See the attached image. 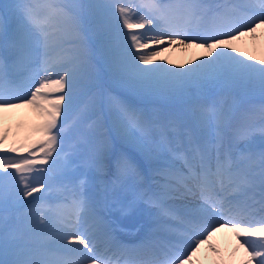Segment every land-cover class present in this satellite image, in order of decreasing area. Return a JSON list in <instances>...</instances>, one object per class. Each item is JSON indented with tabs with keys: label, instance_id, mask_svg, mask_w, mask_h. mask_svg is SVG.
Returning <instances> with one entry per match:
<instances>
[{
	"label": "snow or ice",
	"instance_id": "obj_1",
	"mask_svg": "<svg viewBox=\"0 0 264 264\" xmlns=\"http://www.w3.org/2000/svg\"><path fill=\"white\" fill-rule=\"evenodd\" d=\"M131 4L132 0H91L87 6L103 39L107 70L125 90L176 101H183L192 89L209 86L258 89L264 96V60L258 67L230 48L233 40L264 26V0L242 4L138 0L135 10ZM4 7L8 11L0 15V109L20 107L21 103L12 102L19 100L33 106L44 119L38 129L42 138L22 146L26 155L0 156V168L5 170L0 174V213L6 210L4 181L9 179L16 193L22 192L23 198H16L18 208L45 199L26 200L42 189L50 190L45 181L55 163L53 153L59 155L61 128L57 125L62 102L67 98L71 103L78 75H91L88 50L79 35V17L69 16L60 0H48L43 17L34 14L31 0ZM57 16L65 17L67 28L54 23ZM161 37L168 44L187 42L205 48L211 59H201L183 71L161 64L141 67L159 55L156 50H143L164 44ZM19 66L29 71L21 85L16 83ZM120 112L119 127L133 151L120 152L112 159L105 143L93 165L101 182L112 172L114 194L129 186H147L141 198L154 210V227L138 246L152 253L146 264H185L217 225L232 226L238 238L241 233L264 238V143L257 161L251 149L252 129L244 118L229 135L230 110L222 109L211 118L205 109L193 110L196 127L177 138L175 120H148L130 105L121 104ZM260 134L264 137V121ZM4 139L0 136V144ZM8 151L19 153L21 148ZM9 168L13 171L7 172ZM86 183L82 178L74 190L72 213L58 214L51 227L45 220L36 224L28 210L15 229L23 235L10 238L8 218L0 214V264H112L107 252L128 251L105 223L102 212L106 209L85 196ZM196 191L200 202L185 203ZM131 207L132 203L120 211L126 214ZM98 243L104 251L98 250ZM245 243L246 239L241 247ZM261 249L246 248L249 260L264 264V245Z\"/></svg>",
	"mask_w": 264,
	"mask_h": 264
},
{
	"label": "rangeland",
	"instance_id": "obj_2",
	"mask_svg": "<svg viewBox=\"0 0 264 264\" xmlns=\"http://www.w3.org/2000/svg\"><path fill=\"white\" fill-rule=\"evenodd\" d=\"M19 0H0V15H4L8 9H6L4 6H14L17 4ZM47 2L48 0H31L32 7H33V12L36 16L38 15H43L44 13L47 14L48 9H47ZM91 2V0H60V3L64 5L65 7V12L69 16H78L80 20V29H79V35L82 38L84 44L87 47L88 50V57L91 60H87V65H88V71L91 69V64L93 63L92 59L99 60L102 58L97 51L98 48L95 47L93 42L89 40V37L96 36L97 31L95 30V27L92 22V18L89 15V9H88V4ZM138 2V0H132V4L129 6L133 7L134 5ZM118 15V13H117ZM138 17H136L137 19ZM54 23L58 27H64L67 28L66 20L64 16H57L54 20ZM55 54V53H54ZM101 64V63H99ZM101 69L100 71L102 72V76H99L95 72H90V76H83L86 80L87 85L82 87L83 89V96L78 97V98H72L71 103L69 104L68 101H65V103L61 106V115L60 118L62 119L61 121L58 122V125L61 122H64L67 119H70L74 114L79 115L83 114L89 115L90 113L96 112L98 110V107L96 103H94V107H89L86 109V107L82 106L83 103H85L84 96L86 93L90 91L91 85H96V91H100V97H98V102L101 103L100 101L108 100V93L107 91L103 92L102 91V84L104 81V78L108 79L107 77V67L106 64H101ZM26 72L28 70H25ZM92 71V70H91ZM21 74V73H20ZM83 77H77V80L83 79ZM113 82L115 83V80L113 79ZM111 89H115L116 91H120L122 93H125L127 95L132 94L131 92L125 90L123 87L120 86L119 83H115V85H110ZM218 88L221 89L222 94L215 93L213 90L214 88L209 91L208 94H210V100L207 102L208 107H207V113L209 117H213V113L219 112L220 110H228V105L230 107H236V105L239 102H244L247 101L248 98H250L252 95L254 96H262L257 89L256 91H245L243 89H232V90H226L222 87L217 86ZM218 92V91H217ZM134 95V94H132ZM202 96V93L198 90H193L189 91L187 95L184 97L183 100H187L188 98L190 99L191 97L200 98ZM134 97H139L141 99L140 101L143 102L142 100H152L153 102L158 103L159 101H169V99L161 96H153V95H140V96H134ZM264 97V96H262ZM173 100V99H171ZM13 103H19L21 101L19 100H14L12 101ZM171 102V101H170ZM217 102V103H216ZM97 103V104H99ZM205 104V103H203ZM241 105V104H240ZM82 106V107H81ZM240 107V106H239ZM166 109H171V107H167ZM237 109V107H236ZM206 110V109H205ZM250 112L254 118H251L250 115H243L242 118H244L247 121V125L250 126L252 129L251 133V149L253 152L256 151V149L264 143V137L261 136L260 134V126L262 121H264V106H261L260 104L257 105H251V104H246L245 106L243 105L241 108H239V113L240 112ZM169 111L164 110V114L167 115ZM141 114L143 117L145 115H148L149 117H153L154 119H158L161 117L163 114L158 113L157 109H149L147 108L146 110H142ZM174 115L177 117V114ZM165 120L168 119V117H164ZM194 118V116H193ZM65 119V120H64ZM41 126V124H40ZM39 126V127H40ZM97 126V125H96ZM38 128L34 131H27L24 130L23 132L17 134V131L14 129L12 125H9L6 129H4L2 132H0V136L5 137L3 140V143L0 144V155H13L14 156H20V155H26V153L23 152L22 146H28L31 145L34 141L39 140L41 137V133L38 131ZM112 127L114 130V134L112 135L114 138V143L115 146H113L110 151L109 155L113 158V152L115 149L120 148V152H124L123 149L128 150L132 149V145H127L124 144L120 141V137H122L124 134V131L119 127V120H117L114 125L112 123ZM185 127V126H184ZM235 127H233L234 129ZM105 129V125L103 123L99 124L98 127H95L91 130H89L84 136H82V140L80 137L75 139L73 142H76L75 144L71 143L72 146L68 144H62L61 141L58 139V152L59 155H57L55 152L53 153V157L51 159L55 160L54 164H51V170L47 173V178H46V183L53 186L47 193L44 192L42 189L41 192L34 193L32 197H27L26 200H33L34 197H41L44 196V200H39L35 204H26L25 207H17L16 205V198L19 196L20 198L22 197V192L16 193L15 189L13 188V182L11 184H8L4 186V194L7 198V204L5 205V211H3L0 214H3L8 218V226H9V235L10 238L12 237H18L22 235L23 233L15 231L16 228L21 226V220L19 219L23 213L27 212L28 210H32L33 213V221L36 224H39L41 220H44V211L47 210V204L49 206H57L60 204L61 198H63V192L67 189L68 184L73 183L75 179H86L87 183L83 186V191L84 194L90 195V198L93 199V196H97L98 194V189L100 190L101 186H99L100 183H103L106 180V176H104L103 182H101V178L97 177L93 161L95 159L96 154H86V156L82 157V151L84 150L85 147H87L88 142L90 139H94L96 137L95 142L99 141L100 138L98 135H101V131ZM183 130L184 128H180ZM179 129V130H180ZM178 136L181 134V132H177ZM231 134V132H230ZM175 135V134H174ZM78 136H81L78 134ZM62 138H65V135L61 134ZM101 141V140H100ZM77 145L76 149L74 148ZM94 145V144H93ZM102 145V144H101ZM21 148V152L19 153H12L8 151L10 148ZM94 147H92V151L94 152ZM96 148V147H95ZM102 148V147H101ZM100 148V149H101ZM99 151V150H98ZM131 151V150H130ZM82 158H81V157ZM50 159V163H51ZM82 159V161H80ZM75 166V168H74ZM38 167H47V166H40ZM55 169V170H54ZM8 170H13V169H8ZM59 172H62L63 174L66 175V180L64 187H61L60 181L58 182V185L60 186H55L56 181L50 180L48 178L49 175H53L54 173L59 174ZM108 173V172H107ZM1 174V172H0ZM78 179V181H80ZM111 179V178H110ZM112 180V179H111ZM99 182V183H98ZM148 183H151L149 181ZM79 186V185H78ZM145 188H136L134 186H129L124 189H119L115 192L112 188L111 193L106 195L108 198L107 205L109 204V198H113L114 201L113 204L118 206L115 211L117 212L118 215H123L122 220H127L129 222H135L138 220V218H141L145 207L143 206L142 202L144 198L142 197V193L144 192ZM58 188L59 190H55ZM134 202V203H133ZM130 203H132L131 210L128 211L126 214H123L120 211L121 207H127ZM29 205H32L30 207ZM17 215V216H15ZM47 215H50L48 213Z\"/></svg>",
	"mask_w": 264,
	"mask_h": 264
},
{
	"label": "bare ground",
	"instance_id": "obj_3",
	"mask_svg": "<svg viewBox=\"0 0 264 264\" xmlns=\"http://www.w3.org/2000/svg\"><path fill=\"white\" fill-rule=\"evenodd\" d=\"M220 0H218V3ZM231 2L236 4H242L245 0H231ZM241 13L238 10L237 15L239 16ZM46 15H38L37 17H43ZM138 19V18H137ZM123 27V25H121ZM125 32L128 29H124ZM138 32L145 31L144 29L135 30ZM161 39L165 40V43L159 46H150L148 49L143 51H152L156 50L159 52L158 56H154L151 58L149 65L141 64V67H150L155 64H161L165 68H171L174 71H183L185 68L192 67L195 63H198L201 59H211L210 56L207 55V50L205 48L197 47L194 44L188 45L187 42L184 44L173 43L168 44L166 37H161ZM89 40L93 42L96 48H98L97 53L102 56L101 59L96 60L92 59L93 61V68L96 67V63L106 64V49L104 47L103 39L101 35L97 32L96 36L89 37ZM129 44L131 41L129 40ZM230 48L236 49L235 55L241 56V58L245 59L247 62L255 63L258 67L261 66L259 61L264 60V26L258 27L255 33H246L240 36L239 39L233 40L231 42ZM136 51V49H133ZM55 55V54H54ZM253 58L252 60H248V58ZM89 57L87 58V60ZM91 60V59H89ZM108 79L107 82L109 85H117V82H113V78L111 77L110 73L107 70ZM29 75V74H28ZM27 75V76H28ZM60 75H63L61 72ZM26 76V77H27ZM26 77L22 78L17 82V85H21L24 83ZM78 77H81L78 75ZM85 78L77 80L76 87L73 90V98L81 97L83 94L82 86L85 84ZM215 93L222 94L221 89L213 87ZM212 89V86L202 88V89H192L198 90L202 93L203 101L210 100L209 91ZM67 90V89H66ZM218 91V92H217ZM221 91V92H220ZM59 94V93H58ZM30 97V91L27 93ZM140 96V95H137ZM169 99V98H167ZM67 101V98L65 99ZM62 102V105L65 103ZM171 101V102H170ZM20 107H14L9 109H0V132L6 129L9 125H12L14 129L17 131V134L23 132L24 130H31L34 131L36 128L43 123V117L40 116L36 109L27 104H23L22 102ZM217 103V102H216ZM164 104V103H163ZM169 104L174 106L180 105L181 103L176 100L169 99ZM61 105V106H62ZM195 107L197 109H201L202 105L196 103ZM208 115V113H207ZM209 116V115H208ZM59 120V118H58ZM64 143L65 140L58 136ZM120 141L124 144L130 145V143L125 138V135L120 137ZM258 155V154H257ZM4 169L0 168V172ZM12 181L6 180L4 181V185L11 183ZM91 201L95 202L100 196L97 195L96 197L93 196V199L90 198V195L87 196ZM73 199V198H72ZM72 199L69 205L65 207L71 206ZM185 203L195 205L199 203L198 201L194 200L193 198H187ZM61 206V205H59ZM64 206L60 207L67 212L73 211L71 208H65ZM49 210H53L55 212L58 211L57 206H49ZM64 212V211H63ZM65 213V212H64ZM256 219H259L257 216ZM47 224L51 222L50 219H45ZM153 222V220H145L142 224L147 225V223ZM246 226V225H242ZM259 226V225H257ZM139 229L131 231H124L123 234H136ZM153 229V227H151ZM151 232V231H150ZM247 240L244 247H241V244L244 243V240ZM67 243V241H65ZM261 245H264V238L259 236H246V234L241 233L240 238L237 237V234L232 230V226H224L221 227L217 225L216 230L212 233L211 237L207 238L203 243L200 244L199 248L191 254L190 260H185V264H256V260H249L248 252L245 250L248 248L251 250L252 247H255L257 250H262ZM78 246V245H77ZM99 251H104V245L98 243ZM118 250V249H117ZM112 249L111 251L107 252L106 255L111 258L112 264H146V261L150 260L152 257V253H139V254H132V255H125V253H120V250ZM256 259H259L257 257Z\"/></svg>",
	"mask_w": 264,
	"mask_h": 264
}]
</instances>
